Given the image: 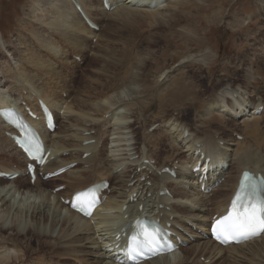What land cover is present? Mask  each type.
<instances>
[{
    "label": "bare ground",
    "instance_id": "obj_1",
    "mask_svg": "<svg viewBox=\"0 0 264 264\" xmlns=\"http://www.w3.org/2000/svg\"><path fill=\"white\" fill-rule=\"evenodd\" d=\"M108 1L110 6H113L111 10L103 7L102 0L48 1L45 5L52 8L53 15L45 24L51 27L54 26V29L61 25L64 30H69L80 40L81 35L89 36L91 40L94 38L98 40L103 37L97 32L102 26H99L97 20H94L98 17L94 14L105 18L110 13L109 16H113V20L119 23L128 21L132 25L136 24L135 19L141 20L139 24L166 23V19L163 18L166 12L163 13L162 11L163 6L167 5L170 0ZM163 1L167 2L164 3ZM74 3L79 4L85 10L90 19L99 26V30L96 31L86 25L75 9ZM131 3L134 7H131ZM92 11L97 13L94 12L93 14ZM147 18L149 22H147ZM0 41V43H4V46L6 45L2 36H0ZM49 41L47 40L48 46L46 49L49 47L54 53H57V47ZM110 41V39H107L104 44L110 43ZM112 42L121 46V50L118 49L120 53L115 52V55H121L118 60L120 67L117 73H114L113 76H106L107 83L99 78L98 75L101 73L95 74L97 77H91L90 75L88 79L93 85L99 86L98 88H95L96 86H83L79 90L69 88L66 91L67 96L65 98L58 94V89L51 90L49 81H46V83L42 79L39 83L33 82L36 79L31 81L30 77L36 74H32L31 72L34 71L27 70L26 67L35 65V60H31L32 58H25L24 56L21 58L19 56L20 58L14 59L15 64L12 63L14 65L10 62L7 63L6 67L9 76L13 80L11 84H13L9 86V89L7 88L8 90L4 91L1 88L3 84L0 80V88L4 91L0 94V107L15 104L17 99L22 97L23 100L29 101L30 106L35 108L36 104L31 98V94L43 98L55 113L58 125L53 133L43 130L45 144L51 153L60 155L58 159L51 161L45 170L52 171L62 165L72 162L78 163L59 177V179L65 181L66 186L65 190H59L56 193H52L51 189L58 185L52 186L50 189L46 188L44 187L46 181L40 176L33 186L26 185L23 177L10 181L15 184L13 187L16 190L21 188V192H23L26 189L40 199L36 209H33L30 213L28 212L31 223H28L27 226H25L26 218L23 221L18 220V212L9 214L11 211L10 206L7 214L3 212L6 210L8 202L6 198H9V196L6 194V197L5 192L3 193L4 190L0 188V214L3 212L0 215V264H37L40 261L37 251H39V254L40 251H44L40 244L55 250V253L52 251L57 258L55 264H66L70 259L84 264H117L111 258L113 251L110 247L116 243L113 233L123 223L126 213H129L130 217L140 213L138 210L140 204L144 206L143 210L160 218L162 222H170L171 228L181 227L191 237L195 238V241H190L182 236V239L187 241L188 244L180 247L179 253L174 255L172 259L168 256H161L140 264H264V234L245 243L221 246L210 239H205L191 228L195 226L201 231L208 232L206 226L211 215L224 212L242 169L259 171L264 175V109L259 115H252L260 106L264 108V98L259 96L263 91L262 89L249 88L251 85V83L249 84L252 76L251 71L248 69V73L245 72L243 89L226 84L201 98L199 85L191 83L189 80L191 76L185 75L192 74L189 73L190 71L181 74L182 81H178L179 76L175 74L176 72L180 73L187 63L198 60L196 59L197 54L196 57H193L194 55L190 56L193 57L192 59L186 56L187 58L181 59L180 63L167 70L165 77L162 79L163 82H160L161 84L157 88L158 91H161L158 93L159 96L156 97V100L160 109L161 107L163 109L162 103L167 104L165 97L168 94L172 96V101L173 99L174 101H177V99L184 100L186 102L183 104L188 106L200 102L201 107L194 113L190 122L183 120V117L181 119L184 111L179 110V108L176 113L159 118V123L152 131L148 129L155 122L148 124L144 127L141 137H136L135 128L137 125L140 126L141 117L140 115H134V109L143 102L142 100L137 101L138 94L145 93L144 91L141 92L143 89L141 82L143 79L140 77L142 62L145 58L155 57L156 50L153 51L150 47H146L142 54H139L135 47H132L133 50L124 48L125 42L122 38L112 40ZM108 47H105L106 51L109 50ZM52 51L50 50V52ZM94 55L98 56L100 54L97 52ZM207 55L201 54V60L199 61H209L212 57ZM260 55L264 62L262 49ZM79 56L81 57V55ZM126 63H130L131 66L128 67L130 64H127V66ZM47 67L43 66V68ZM0 71L1 73L6 72L2 65ZM50 73L55 78L59 77L65 83L67 77L61 71L52 69ZM209 77L210 75L207 79ZM167 78L173 79L171 87L166 85L168 83ZM173 86L174 88H172ZM91 88H93L92 92H90ZM23 89L26 91L25 94L21 92ZM97 90H100V95L94 96V92H97ZM16 92L17 94H15ZM189 93H191L190 96L185 97ZM160 99L161 102H159ZM172 101L170 100V102ZM122 105L126 109L125 112L118 111V108ZM143 105H146V103L144 102ZM215 112L223 116L221 124H218V130L216 127H212L211 123H208ZM38 124L42 126L40 123ZM5 128L0 122V156L10 159L17 167H20L24 165V157L19 149L3 135ZM141 129L143 128L141 127ZM185 131L188 133L186 137L183 136ZM159 134L164 136L163 140L155 143L154 147L149 146V140ZM238 135L242 138L238 139ZM90 139H94V142L87 145L82 144L83 141ZM196 143H200L201 150L205 152V156L211 158V161L222 158L229 163L227 172L219 168L215 169L217 174L224 176L225 179L210 194H201L198 191L190 171ZM161 144H163V147L161 146L163 153L159 155ZM63 152H68V154L62 155ZM86 152H90L89 155L82 158V155ZM152 161L153 163H151ZM166 166H176L175 177L167 173L158 174L157 170ZM7 168L9 167L0 169L9 171ZM11 170L14 169L11 168ZM143 176L147 177L142 180ZM102 179L110 182V193L107 194L104 209H112V213L96 214L91 219H83L70 211L61 202V196H70L72 191ZM148 181L151 185H147ZM7 183L9 182L0 179L1 187H5L4 184ZM185 185H189V187L187 188ZM163 186L168 188L171 197L158 194ZM8 190H10V187ZM11 192L14 195L16 191ZM131 194H135L137 203H127L129 197H134ZM124 205H126L125 209H123ZM168 206L169 210L166 208ZM45 207L51 209L49 210L51 215L45 212ZM19 212L21 213V211ZM57 217L59 218L57 219ZM61 217L62 220H60ZM60 221V227L55 237L53 236L54 229ZM24 226L27 229H24ZM48 235L50 239H47ZM58 236L63 239L61 241L63 244L56 241ZM9 251H13V253ZM41 261L43 263V260ZM42 263L40 262V264ZM43 264L49 263L44 262Z\"/></svg>",
    "mask_w": 264,
    "mask_h": 264
},
{
    "label": "rangeland",
    "instance_id": "obj_2",
    "mask_svg": "<svg viewBox=\"0 0 264 264\" xmlns=\"http://www.w3.org/2000/svg\"><path fill=\"white\" fill-rule=\"evenodd\" d=\"M48 1L51 0H0V36H2L4 42H6V47L4 43H0L2 44L0 45V66L2 65V68L6 71L5 73H1L0 71V80L1 84H3L1 88L4 91L8 90L10 88L9 86L13 84H11L13 80L9 76V71L6 67L7 63L10 62V64H12L14 62L15 64L14 59L19 56L21 58L24 56L25 58H32L31 60H35V65L26 67L27 70L34 71L31 72L32 74H36L30 77L31 81H33V79H36V81H33L34 83H39L41 79L44 83L49 81L51 83V90L58 89L57 91L59 93L63 92L62 96L64 98L67 96L66 91L69 88H75L76 90H79L83 86H96L95 88H98L99 86L97 87L96 84L93 85L90 79H88V76L97 77V75L101 73L98 75L100 76L99 78L107 83V77L117 73L120 67L118 60L121 55L118 54L120 53L121 46L117 43H113L112 40L115 41L122 38L125 42L124 48L133 50L132 47H135L139 54H142V51L146 47H150L153 51L156 50L154 53L155 57L145 58L142 62L143 65L141 67L140 77L143 79L141 81L143 89L141 92L144 91L145 93L138 94L137 101L142 100L143 102L134 109V115H140L141 117L140 126L137 125L138 127L136 126L135 128L136 137H141L144 127L148 124L152 122L159 123V118L168 116V114L174 112L176 113L179 108V110L184 111V115L181 116V119L183 117V120L190 122L192 121L194 113L201 107L200 102L188 106L183 104L186 102L184 100L177 99V101H174L173 99L172 101V96L167 92H165L168 94L167 96L165 95L167 104L162 103L163 109L162 107L160 109L156 100V97L159 96L158 93L161 91H158L157 88L159 84L163 82L162 79L165 77L167 70L176 66L186 56L190 57L194 55L193 57L197 56L196 59L198 60H195L193 63L192 61L189 64L187 63L186 67L181 70L180 73L176 72L175 74L179 76L178 81H182L180 78L182 76L181 74L190 71L189 73L192 74L185 75L191 76V79H189L191 83L199 85L201 98H204L207 94L216 91L219 87L226 84H229L231 87L238 86L240 89H243V78H245V72L248 73V69L252 74L251 80L249 81V84L251 83L249 88L254 87V89H262L263 91L259 96L264 98V62L260 58L261 49L264 52V0H170L167 5L163 6L162 11L163 13L166 12V15L163 17L166 19V23H153V25H150V23L139 24L141 21L139 19H135L134 22L136 24L133 25L128 21L119 23L113 20V16H109L110 13L104 18L98 14H94V12L97 13L96 11H92L95 16H98L96 19L93 17L94 20H97L96 22L99 26H102L101 29L97 31L103 35L102 38L100 37L98 39L99 41L96 38L92 39V41L91 38L86 35H81L82 37L80 36V40L76 38L72 32L70 33L69 30V32L64 30L61 25L54 29V26L51 27L45 24L53 15L52 8L45 5ZM163 2L166 3L167 1ZM130 5L134 7L132 3ZM147 22H149V19ZM58 28L59 30H57V32L56 29ZM70 37L72 39L74 38L77 42H74L75 40H72ZM107 39L111 40L110 43L104 44ZM47 40H50L49 42L57 47V53H54L49 47L46 49L48 46ZM70 40L74 43H71ZM83 42L84 44L86 43L85 45L87 48H85L86 46ZM106 46H109V50L107 51L105 50ZM50 50L52 52H50ZM97 52H99L101 56L94 55ZM115 52L118 54L115 55ZM75 53L81 55V62H77L74 59L72 60L71 56ZM189 53L190 55H188ZM201 54H206L208 57L212 58L209 61L202 60L201 62L199 61L201 60ZM193 57L190 58L192 59ZM37 58H41V62ZM127 64L129 65L130 63H126V65ZM43 66L48 67L43 68ZM130 66L131 64L128 67ZM52 69L61 71V73L67 77L65 83L61 81L62 79H59V77L55 78L50 73ZM209 75L211 78L209 77V79H207ZM206 80H209L207 81L208 83ZM166 81L168 82L166 85L171 87L173 79L167 78ZM1 88L0 94L4 92ZM172 88H174V86ZM92 91L93 88H91L90 92ZM249 91L253 93L250 89ZM21 92L24 93V89L21 90ZM99 92L100 90L94 92V96H99ZM15 94H17V92ZM190 94L191 93L185 97L190 96ZM20 98L22 99V97ZM170 100L172 102H170ZM144 102L146 105H143ZM159 102H161V99ZM118 111L125 112L126 109L122 105L118 108ZM222 117L220 113L215 112V114H212L211 121H208V123H211L210 125L216 127L218 130V124H221ZM141 127L143 129H141ZM163 137L162 134L153 137L149 140L148 145L154 147L155 143H159L163 140ZM161 146L163 147V144L160 145V148ZM162 151L161 148L159 155H162ZM11 165H13V167L16 166L10 159L0 156V168L9 167L10 169H7L11 170V168H13ZM23 178L25 179V177ZM57 179L58 180L55 181H52V179V182L44 180L46 181L44 187L52 188V186L59 185V183H65L63 179ZM8 182L9 183L4 184L5 187L0 186V188L4 190L3 193L5 192V196L7 197L6 194L9 196V198H6L8 202L6 204V210L3 212L7 214L10 206L11 211L9 214H11V212H18V220L21 219V221H23L24 218H26L25 226H27L28 223H31L28 214L33 209H36L40 199L26 189H24L23 192H21V188L20 190H16L13 187L15 184H12L10 181ZM25 182L26 185L30 186L27 179H25ZM9 187L11 191H16L14 195L8 190ZM49 210L51 209L45 207V212L50 214L51 211ZM19 211H21V213ZM3 212H1V214H3ZM58 218L59 217H57V219ZM60 220H62V217ZM60 223L61 221L55 227L53 236L57 234ZM25 226L24 229H27ZM47 239H50L49 235ZM62 240L63 239L58 236V240L56 241L63 244L61 242ZM33 244L34 247H36L35 243ZM40 246L44 251H40V254L39 251H37L40 255L37 254L40 260L37 259L39 261L38 263H42L41 260H43V263L48 262L49 264H55L57 258L55 254L52 253V251L55 253V250H51L50 247L43 244H40ZM47 249L49 250L46 252ZM92 251L94 250L92 249ZM9 252L13 253V251ZM66 264L84 263L70 259Z\"/></svg>",
    "mask_w": 264,
    "mask_h": 264
},
{
    "label": "snow or ice",
    "instance_id": "obj_3",
    "mask_svg": "<svg viewBox=\"0 0 264 264\" xmlns=\"http://www.w3.org/2000/svg\"><path fill=\"white\" fill-rule=\"evenodd\" d=\"M39 150V148L37 149ZM248 174H245L247 178ZM87 193H78L76 199L79 201L82 197H87ZM244 193L238 192L235 200L238 202L242 199ZM95 204V199L87 202V207H92ZM74 207L77 205L74 204ZM233 208H237L234 202ZM240 209L230 213L227 217L217 221L215 231L217 232V239L222 243H229L232 241L239 242L241 238L249 239L264 232V201L259 204L249 203L248 205L241 204ZM79 210L85 211V205L81 203ZM86 214H91L86 212ZM137 239V237H134ZM141 243L150 250L151 256L160 255L164 252L172 251L170 245H163L158 240V234L153 232H141L139 237Z\"/></svg>",
    "mask_w": 264,
    "mask_h": 264
}]
</instances>
